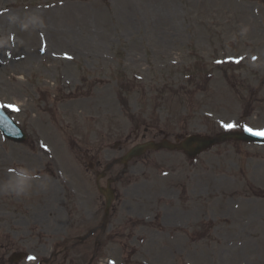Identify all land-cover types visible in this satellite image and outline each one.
I'll return each instance as SVG.
<instances>
[{
    "label": "rangeland",
    "instance_id": "obj_1",
    "mask_svg": "<svg viewBox=\"0 0 264 264\" xmlns=\"http://www.w3.org/2000/svg\"><path fill=\"white\" fill-rule=\"evenodd\" d=\"M18 1L0 0L1 16L19 19L3 31L18 48L7 52V38L0 40V103L15 107L28 139L0 138V264L19 251L44 264H144L132 246L147 240L141 232L156 234L152 218L113 234L125 195L132 198L140 184L157 208L176 196L174 205L189 210L188 228H175L163 249L144 251L155 264H179L184 253L191 264H246L241 256L264 264V225L248 226L241 245L228 231L231 218L222 219L235 193L248 208L259 205L264 220V194L252 196L246 187L264 189V145L224 141L197 162L165 150L133 158L135 171L114 184L106 227L76 242L104 214L94 172L135 143L240 127L264 132V0H55L60 11L6 12ZM46 31L54 43L41 54L39 34ZM31 34L34 40L22 38ZM121 167L112 166L100 184ZM164 221L162 229L176 226L169 216ZM193 231L204 240L194 241Z\"/></svg>",
    "mask_w": 264,
    "mask_h": 264
},
{
    "label": "snow or ice",
    "instance_id": "obj_2",
    "mask_svg": "<svg viewBox=\"0 0 264 264\" xmlns=\"http://www.w3.org/2000/svg\"><path fill=\"white\" fill-rule=\"evenodd\" d=\"M8 107L12 108V110H16L14 106H8ZM226 127L232 128V127H234V125L228 124V125H226ZM247 130L250 131V132L252 131V129H247ZM253 134H255V135H264V132H254Z\"/></svg>",
    "mask_w": 264,
    "mask_h": 264
},
{
    "label": "bare ground",
    "instance_id": "obj_3",
    "mask_svg": "<svg viewBox=\"0 0 264 264\" xmlns=\"http://www.w3.org/2000/svg\"><path fill=\"white\" fill-rule=\"evenodd\" d=\"M1 19L2 18H0V32L2 33V31H1V27H2V25H3V23H1ZM5 20V19H4ZM30 38L33 40V38L30 36Z\"/></svg>",
    "mask_w": 264,
    "mask_h": 264
}]
</instances>
